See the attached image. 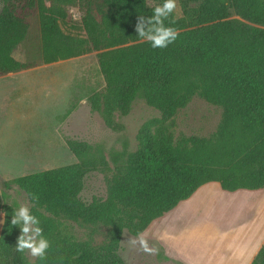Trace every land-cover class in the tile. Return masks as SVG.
I'll use <instances>...</instances> for the list:
<instances>
[{
    "label": "trees",
    "instance_id": "trees-1",
    "mask_svg": "<svg viewBox=\"0 0 264 264\" xmlns=\"http://www.w3.org/2000/svg\"><path fill=\"white\" fill-rule=\"evenodd\" d=\"M71 1L2 0L0 75L37 64L15 56L36 16L43 63L122 44L99 53L105 85L89 98L108 127L121 128L115 114L127 115L139 95L160 115L140 127L137 148L116 168L105 199L81 197L85 176L108 169L106 156H87L83 141H68L78 162L5 181L7 189L15 185L25 193L50 248L45 259L35 261L16 251L22 229L11 218L21 202L4 190L0 264H126L120 254L123 232L142 233L202 184L218 181L231 191L264 187V0H178L182 16L173 12L164 23L179 36L165 48H153L135 30L139 16H151L163 0L153 6L148 0H100L101 20L89 7L84 10L86 37L62 28ZM196 95L223 108L217 130L174 138L175 115ZM62 217L108 226V242L78 240L61 225ZM251 264H264V244Z\"/></svg>",
    "mask_w": 264,
    "mask_h": 264
},
{
    "label": "rangeland",
    "instance_id": "rangeland-1",
    "mask_svg": "<svg viewBox=\"0 0 264 264\" xmlns=\"http://www.w3.org/2000/svg\"><path fill=\"white\" fill-rule=\"evenodd\" d=\"M148 3L151 6L157 4L155 0H148ZM99 4L100 0H72L65 5L68 19L62 28L86 37L81 24L84 10L89 7L101 20ZM2 6L0 0V12ZM175 14L182 16L178 0ZM33 19L30 37L15 50V56L22 61L30 57L37 64L0 75V194L4 190L12 192L21 204L30 207L23 191H17L15 185L7 189L4 182L31 172L78 162L68 144L69 140H75L88 144L87 156L102 153L108 160V169L92 170L85 176L82 199L87 202L93 198L105 199L116 168L123 165L128 153L137 148L140 127L146 120L159 116L160 112L139 95L127 115L115 114V122L121 128L108 127L102 114L91 109L89 98L105 85L99 67V53L122 44L116 42L79 56L43 63L39 58L38 18ZM222 113L221 106L199 95L194 96L174 117V138L210 135L217 130ZM0 219L4 220V213H0ZM60 222L80 241L90 240L95 246L108 242L109 227L102 223H83L64 217ZM129 238L135 237L125 230L121 243L130 248ZM154 248L160 252L156 244ZM26 255L30 261L36 260L27 251Z\"/></svg>",
    "mask_w": 264,
    "mask_h": 264
},
{
    "label": "crops",
    "instance_id": "crops-1",
    "mask_svg": "<svg viewBox=\"0 0 264 264\" xmlns=\"http://www.w3.org/2000/svg\"><path fill=\"white\" fill-rule=\"evenodd\" d=\"M140 234L160 252L121 243L126 264H251L264 244V187L231 191L206 182Z\"/></svg>",
    "mask_w": 264,
    "mask_h": 264
},
{
    "label": "clouds",
    "instance_id": "clouds-1",
    "mask_svg": "<svg viewBox=\"0 0 264 264\" xmlns=\"http://www.w3.org/2000/svg\"><path fill=\"white\" fill-rule=\"evenodd\" d=\"M177 9V0H163L153 8V14L149 17L139 16L135 30L137 36L146 40L153 48H165L175 42L179 32L171 27L166 26L164 21ZM38 199V197H33ZM7 217V214L4 213ZM6 221L0 219V224ZM40 221L37 216L33 215L26 204H21L13 210L11 225L19 226L22 229L21 235L15 245L16 251L24 253L27 251L34 258L41 260L46 258L47 250L50 248V242L43 235V229L39 226ZM130 245H140L144 252L155 254L158 250L148 245L147 239L143 234H138V238H129Z\"/></svg>",
    "mask_w": 264,
    "mask_h": 264
}]
</instances>
